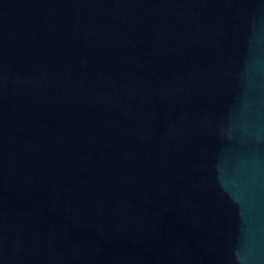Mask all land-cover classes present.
I'll use <instances>...</instances> for the list:
<instances>
[{"label": "water", "instance_id": "obj_1", "mask_svg": "<svg viewBox=\"0 0 264 264\" xmlns=\"http://www.w3.org/2000/svg\"><path fill=\"white\" fill-rule=\"evenodd\" d=\"M0 264H264V0H0Z\"/></svg>", "mask_w": 264, "mask_h": 264}]
</instances>
